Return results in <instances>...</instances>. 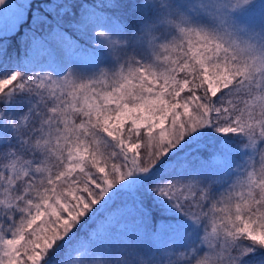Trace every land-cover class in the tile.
<instances>
[{
  "label": "snow or ice",
  "instance_id": "snow-or-ice-1",
  "mask_svg": "<svg viewBox=\"0 0 264 264\" xmlns=\"http://www.w3.org/2000/svg\"><path fill=\"white\" fill-rule=\"evenodd\" d=\"M74 4L34 18L49 27L25 32L21 63L0 76V264H69L86 217L96 227L77 243L103 252L127 215L143 230L116 264H264V0L105 6L130 22L84 5L77 18ZM208 138L221 167L185 152Z\"/></svg>",
  "mask_w": 264,
  "mask_h": 264
},
{
  "label": "trees",
  "instance_id": "trees-1",
  "mask_svg": "<svg viewBox=\"0 0 264 264\" xmlns=\"http://www.w3.org/2000/svg\"><path fill=\"white\" fill-rule=\"evenodd\" d=\"M64 0H28L24 6V14L22 19L19 21L17 28L7 34L6 43H7V52L6 56H0V76L4 74V72L12 70L19 65L24 57V45L22 43V36L25 32H28L32 29H38L39 31L46 30L49 25L42 24L37 25L36 20L34 18H47L48 21H54L56 13L59 10L58 5L62 4ZM74 11L73 16L79 17L80 15V7L84 5L89 9V11L97 13L99 16H115L120 17L122 22H130L128 20V16L119 10L105 7L106 5L113 2V0H73ZM121 2H126V0H121ZM127 2H131V0H127ZM255 2V0H253ZM255 13L259 14V5L256 6ZM63 15V13H61ZM98 31V29H97ZM71 34V32H70ZM73 39H78V36H73ZM83 43V41H80ZM32 57L40 62H44L47 60L48 56L45 53L43 55H32ZM220 137V140L229 139L231 141V147L235 150L238 147L240 148L241 153L243 152L242 147L240 146V140L236 138L233 134H217ZM220 140L208 138L203 140L198 150L196 146H191L190 148H186L185 152L189 153L188 158L191 159L193 155L199 154L203 157L202 160H198L197 163L207 164L210 167H221L222 166V158L218 155V147L220 144ZM141 151H145V149H141ZM237 161L246 160V156H242L241 154H237ZM258 160V157L255 158ZM257 168L259 164L256 165ZM235 167V164L233 165ZM242 173H237L232 176L231 181L235 183L239 179L242 178ZM239 185H237L236 191H240ZM117 205L120 201L116 202ZM161 219L159 213H154V217L150 224L148 225L149 229L155 228L157 222ZM87 220L85 223H81L75 231L74 238L69 241L68 245L65 248L66 257L69 264H93V262H103V264H116V261L123 259L122 252L124 251V244L128 241L130 237V231L134 230L137 233V230L141 229L140 221L138 218H135L133 215H127L125 217H119V222L111 225L110 230L112 232V245L106 248L103 252H95L93 253L90 249L79 247L78 241L85 239L87 240L91 232L95 229L96 223L90 220L89 218H84ZM121 225V227H117ZM95 239V237H94ZM102 250V249H101ZM167 249L162 243L159 248V253H155L157 258L164 256Z\"/></svg>",
  "mask_w": 264,
  "mask_h": 264
},
{
  "label": "rangeland",
  "instance_id": "rangeland-1",
  "mask_svg": "<svg viewBox=\"0 0 264 264\" xmlns=\"http://www.w3.org/2000/svg\"><path fill=\"white\" fill-rule=\"evenodd\" d=\"M27 1L28 0H9V7L0 9V30L7 28L9 30L8 34H10L17 28L19 21L23 17L24 6L27 3ZM99 30L100 29L98 28V31ZM45 53H46L45 51H43L39 47H36L33 49L31 55L41 54L45 56ZM119 221H120L119 217H117L112 221L111 225H114ZM104 227H108V225L105 224ZM117 227H121V225ZM141 229L143 228L141 227ZM129 231H130V237L136 234L134 230H129Z\"/></svg>",
  "mask_w": 264,
  "mask_h": 264
},
{
  "label": "clouds",
  "instance_id": "clouds-1",
  "mask_svg": "<svg viewBox=\"0 0 264 264\" xmlns=\"http://www.w3.org/2000/svg\"><path fill=\"white\" fill-rule=\"evenodd\" d=\"M243 7H246L247 5H242ZM93 264H96V262H93Z\"/></svg>",
  "mask_w": 264,
  "mask_h": 264
}]
</instances>
